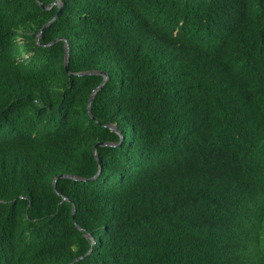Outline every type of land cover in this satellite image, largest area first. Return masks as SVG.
Wrapping results in <instances>:
<instances>
[{
  "label": "trees",
  "instance_id": "trees-1",
  "mask_svg": "<svg viewBox=\"0 0 264 264\" xmlns=\"http://www.w3.org/2000/svg\"><path fill=\"white\" fill-rule=\"evenodd\" d=\"M40 2L0 0V264H264V0Z\"/></svg>",
  "mask_w": 264,
  "mask_h": 264
},
{
  "label": "water",
  "instance_id": "water-1",
  "mask_svg": "<svg viewBox=\"0 0 264 264\" xmlns=\"http://www.w3.org/2000/svg\"><path fill=\"white\" fill-rule=\"evenodd\" d=\"M41 5H43L41 2H40V0H37ZM55 4H57V5H59L60 6V8H61V2L60 1H57V2H55V3H53V4H51V5H49V6H45V5H43V7H45L46 9H49V8H51L53 5H55ZM57 16V15H56ZM56 16L53 18V19H51L47 24H45L44 25V27L40 30V32H39V34H38V38H37V40H39L40 38H41V36H42V34H43V32H44V30L54 21V19L56 18ZM58 40H60V39H56L55 40V42L56 41H58ZM69 60H70V54H69V44H68V42L67 41H65V67H66V69L68 70V65H69ZM96 74H103L104 75V78H103V81H102V83L92 92V94H91V96H90V98H89V101H88V111H89V113H90V115H92V113H91V103H92V101H93V98L96 96V94H97V92L105 85V83L107 82V80H108V74L107 73H104V72H100V71H98V70H90V71H85V72H80V73H78V75H82V76H84V75H96ZM110 128L112 129V130H114V131H117V132H119V134H120V136H121V142L124 140V137H123V135H122V133L118 130V128H117V126L116 125H111L110 126ZM99 144V143H98ZM98 144L95 146V155H96V157L98 158V154H97V151H96V149H97V146H98ZM100 145H113V144H109V143H100ZM99 173H100V171L98 172V174L96 175V176H94L93 178H96L98 175H99ZM58 178H73V179H76V180H83V179H81V178H78V177H76V176H73V175H69V174H62V175H59V176H57L55 179H54V181H53V186H54V188L56 189V180L58 179ZM66 199V198H65ZM74 213H75V209H73V216H74ZM92 242H94V239L92 238ZM80 258H78V259H76V260H79ZM71 264V263H70Z\"/></svg>",
  "mask_w": 264,
  "mask_h": 264
},
{
  "label": "bare ground",
  "instance_id": "bare-ground-1",
  "mask_svg": "<svg viewBox=\"0 0 264 264\" xmlns=\"http://www.w3.org/2000/svg\"><path fill=\"white\" fill-rule=\"evenodd\" d=\"M248 219V218H247ZM243 220V219H242ZM253 222V221H252ZM255 224V223H254ZM249 236V235H248ZM254 237V236H253ZM257 243V242H256ZM261 245V244H260ZM258 253V252H257ZM263 259V258H262ZM264 260V259H263ZM249 262V261H248Z\"/></svg>",
  "mask_w": 264,
  "mask_h": 264
}]
</instances>
